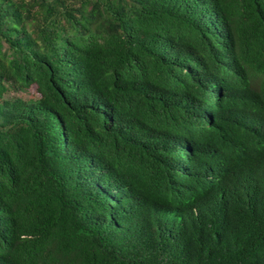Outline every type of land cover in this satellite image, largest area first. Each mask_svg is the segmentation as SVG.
Returning <instances> with one entry per match:
<instances>
[{
    "label": "trees",
    "instance_id": "16d2710c",
    "mask_svg": "<svg viewBox=\"0 0 264 264\" xmlns=\"http://www.w3.org/2000/svg\"><path fill=\"white\" fill-rule=\"evenodd\" d=\"M0 264H264V0H0Z\"/></svg>",
    "mask_w": 264,
    "mask_h": 264
},
{
    "label": "rangeland",
    "instance_id": "374dc122",
    "mask_svg": "<svg viewBox=\"0 0 264 264\" xmlns=\"http://www.w3.org/2000/svg\"><path fill=\"white\" fill-rule=\"evenodd\" d=\"M21 97L23 99H28L34 96H37L34 85H31L28 89L22 91L10 90L5 94V97Z\"/></svg>",
    "mask_w": 264,
    "mask_h": 264
}]
</instances>
